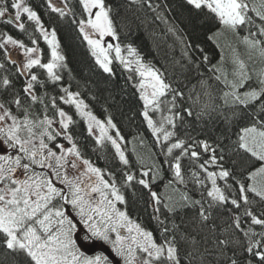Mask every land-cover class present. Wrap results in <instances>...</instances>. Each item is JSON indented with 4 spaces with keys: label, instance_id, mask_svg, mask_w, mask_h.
I'll use <instances>...</instances> for the list:
<instances>
[{
    "label": "snow or ice",
    "instance_id": "6c2138e0",
    "mask_svg": "<svg viewBox=\"0 0 264 264\" xmlns=\"http://www.w3.org/2000/svg\"><path fill=\"white\" fill-rule=\"evenodd\" d=\"M135 21L166 26L170 67ZM64 29L111 88L73 84ZM0 264H264V0H0Z\"/></svg>",
    "mask_w": 264,
    "mask_h": 264
},
{
    "label": "trees",
    "instance_id": "16d2710c",
    "mask_svg": "<svg viewBox=\"0 0 264 264\" xmlns=\"http://www.w3.org/2000/svg\"><path fill=\"white\" fill-rule=\"evenodd\" d=\"M182 26L186 27L190 33L193 32V29L189 25L184 24ZM209 28L210 26H197L194 32L197 39L205 47V50L210 53H217L216 58H218L219 49L215 47V44H213L212 41L207 39V36L210 35ZM60 39L68 55L70 66L76 69V71L73 72V76L75 77V80L72 81L73 84H75L76 81H81L82 83V75H87L90 76L93 81H99L102 87H112V85L104 84L103 77L100 76L98 71L95 75H92L91 73H80L79 69L85 64L90 65L91 61L84 51L83 46L79 44V41H73L69 39V33L67 29H64L60 32ZM122 39H124L123 36ZM126 40L133 43L134 46L139 49L145 59L147 61H151L157 67H170V62L174 58H179L180 56L181 46L175 42V38L172 37L171 34H167L166 26L159 21L150 23L148 25H141L138 21L133 22L131 25V33L127 36ZM221 43H223V41H221ZM41 47H45L43 42H41ZM117 83L123 84V80L119 79ZM130 92L131 90H129V95L125 96V101L121 105L112 107L110 111L115 117L121 133L125 136L126 140L129 141V143L126 145L127 152L130 158L135 161L137 157L132 152V149L135 147L137 152H139L141 155H145L147 153L148 146L151 144V137L141 125L139 117H137L134 121H129L127 118L132 114L128 110L129 107L136 106L135 98L130 96ZM107 96L108 93L105 92L101 98V103L93 104V109L98 115L102 116L101 105L103 104L104 98ZM117 99H119L118 96ZM111 103L112 101L109 100L108 104ZM104 106L107 107V105ZM121 108L123 109L124 114L121 113ZM138 133H142L145 138L144 146L139 145L138 141L134 140V137H136ZM91 156L92 159L95 160L101 167H104L106 161L111 160V154L107 152L95 153L91 154ZM98 156L103 158L97 159Z\"/></svg>",
    "mask_w": 264,
    "mask_h": 264
},
{
    "label": "rangeland",
    "instance_id": "374dc122",
    "mask_svg": "<svg viewBox=\"0 0 264 264\" xmlns=\"http://www.w3.org/2000/svg\"><path fill=\"white\" fill-rule=\"evenodd\" d=\"M19 58V57H18Z\"/></svg>",
    "mask_w": 264,
    "mask_h": 264
}]
</instances>
